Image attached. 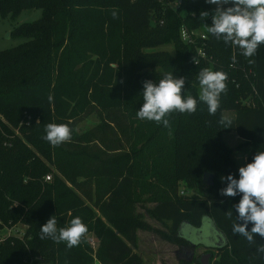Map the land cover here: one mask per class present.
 <instances>
[{"label":"trees","instance_id":"trees-1","mask_svg":"<svg viewBox=\"0 0 264 264\" xmlns=\"http://www.w3.org/2000/svg\"><path fill=\"white\" fill-rule=\"evenodd\" d=\"M171 2L0 0L2 17L23 7L42 11L13 28L24 43L0 52V230L6 223L25 226L22 238L0 232V264H93L94 257L101 264H141L130 246L137 230L182 248L188 241L180 227L199 228L205 217L226 242L215 249L214 264H264L256 251L264 237L253 234L249 243L231 231L242 222L232 207L239 196L218 192L222 177H235L238 168L221 134L234 133L250 147L245 163L264 150V44L244 57L207 32L212 15L204 0ZM181 25L205 33L208 60L196 61ZM147 48L154 50L143 54ZM205 68L225 73L220 96L232 116H221L220 106L210 115L198 100L192 114H167L166 127L136 117L143 81L171 72L184 78L181 94L197 98L196 75ZM94 112L99 124L77 132L76 123ZM221 119L232 125L222 127ZM49 123L67 124L70 138L51 146L42 139ZM204 172L214 175L211 186L202 182ZM143 203L151 204L144 208L151 218L171 222L167 231L135 214ZM50 215L58 229L81 219L87 231L76 246L39 238Z\"/></svg>","mask_w":264,"mask_h":264},{"label":"clouds","instance_id":"clouds-1","mask_svg":"<svg viewBox=\"0 0 264 264\" xmlns=\"http://www.w3.org/2000/svg\"><path fill=\"white\" fill-rule=\"evenodd\" d=\"M206 4L215 5L211 23L207 24V32L231 43L241 50L244 57H251L258 46L264 44V0H204ZM115 16V12H113ZM205 11L200 16H207ZM226 75L222 71L201 69L196 80L199 84V96L182 95L183 77H174L165 72L155 83L150 80L142 82L139 93L140 106L136 117L168 125L167 114H192L196 111L198 100L204 103L210 115L215 114L219 106V96L225 90ZM51 99V98H49ZM222 127L232 125L230 120L221 119ZM42 139L55 147L70 138L67 124L49 123L44 127ZM237 175L228 173L222 179L225 185L219 189L221 196H239L232 206L236 217L242 222H234L231 231L243 236L249 243L253 242V234L264 237V150L256 151L250 161L238 166ZM231 215V213H229ZM251 223V227L247 225ZM87 227L81 219L72 217L65 227L57 228L55 217L50 215L40 225L39 238H51L56 242H64L66 247L76 246ZM256 251L264 257V245H257Z\"/></svg>","mask_w":264,"mask_h":264},{"label":"rangeland","instance_id":"rangeland-1","mask_svg":"<svg viewBox=\"0 0 264 264\" xmlns=\"http://www.w3.org/2000/svg\"><path fill=\"white\" fill-rule=\"evenodd\" d=\"M104 4L108 5L109 0H104ZM90 5H93V3H90ZM215 9V5H210L208 11L212 15ZM42 15V11L38 8H26L23 7L20 9L19 14L15 17H12L11 15H7L5 17L0 16V52L9 50L19 44H22L25 42V39L23 37H16L13 33V28L15 26L20 25L21 23L26 22H33L38 20ZM161 46V47H160ZM157 47V49H163L167 50L170 53H173V50L171 46H164L160 45ZM154 49H145V52L143 54H150L149 52H152ZM114 66V64H112ZM199 84L196 87L197 95L199 96ZM226 100L224 99V96H220V115L223 117H230L233 114V110L226 107L225 104ZM99 124V118L97 114L90 113L86 117H84L82 120L76 123L75 130L77 132H82L85 130H89L94 128L96 125ZM221 140L224 142L227 148L230 149L231 152L228 153L227 158L229 160H232V163L238 166H242L244 161V155L247 152V145H243L242 141L234 134V133H225L220 135ZM52 177V174H47ZM217 177V176H216ZM183 188H179L177 194L178 196L181 195V191H183ZM184 193H186L184 191ZM189 194V192L187 193ZM145 207H151L150 203H143L141 205L137 204L134 207V212L139 217L146 219L150 224L155 226L156 228H159L162 231H167L169 229V226L171 222L169 220H155L151 218L148 213L145 211ZM207 219L206 217L203 218V220ZM3 220V219H2ZM1 222V221H0ZM5 224V223H3ZM6 225L1 228L0 232L2 234L5 233V227L6 230L14 231L17 230L19 232H23L25 234V227L22 224H12V225ZM190 227H180L179 233L180 235L187 239L189 238L192 240V244L195 242H198L196 245V248L193 249V259L191 262H187V264H199L198 259L200 256H202L204 253L211 251L213 253V257L210 260V264H214V258H215V251L209 250L202 245L216 242V237L214 234L211 233V229L209 224H205L203 226V232L198 233L194 230V228ZM87 239L89 241L90 247L95 251L97 249V240L93 237V235H87ZM188 240V239H187ZM196 244V243H195ZM133 252H135L137 255H139L141 259V264H181L183 259H181V254L184 256H188V254L184 253L179 246L176 244H172L165 239L161 238L160 236L143 230H137L136 231V239H135V245H130ZM191 246V244H190ZM36 257H32L34 259ZM93 264H101L99 263L96 258H93Z\"/></svg>","mask_w":264,"mask_h":264},{"label":"built area","instance_id":"built-area-1","mask_svg":"<svg viewBox=\"0 0 264 264\" xmlns=\"http://www.w3.org/2000/svg\"><path fill=\"white\" fill-rule=\"evenodd\" d=\"M180 1L179 0H172V2L170 3L171 6H175L179 3ZM162 22V21H161ZM180 37H181V40L186 44V45H189V46H192L195 48L196 50V61L198 59H205V60H208L209 59V56L206 52V48H205V39H206V35L204 32H201V31H198L197 29H191L189 30L185 25H181L180 27ZM198 41H200V45H198ZM250 74V73H248ZM245 77L248 78L247 74H245ZM236 87L238 86V84L235 85ZM44 179L46 181L50 180V176L49 175H45ZM25 227V226H24ZM6 228L8 227H5V234H12L14 236H17L19 238H22L23 235H24V231L23 232H19L17 230H14V231H9V230H6Z\"/></svg>","mask_w":264,"mask_h":264},{"label":"water","instance_id":"water-1","mask_svg":"<svg viewBox=\"0 0 264 264\" xmlns=\"http://www.w3.org/2000/svg\"><path fill=\"white\" fill-rule=\"evenodd\" d=\"M179 1H181V0H179ZM213 178H214V175L212 173L204 172L202 174V182L206 186H211L213 184ZM206 218H207L208 222L205 223V224H209L210 229H211V233L214 234L215 237H216V242L204 244V247L209 249V250H215L216 248L221 247L222 245H224L226 242H225V239H224L223 235L216 229V227L214 226V224L211 221V219H209L208 217H206ZM203 226H204V220H202V224H201V226L199 228L190 227L189 230L191 228H194L195 231H197L198 233H201V232H203ZM187 239L186 240L188 242H190L192 249H194L196 247V245L198 244V242H195L196 244L195 243L192 244L191 243L192 240H190L189 238H187ZM192 255H193V251L191 252L190 257L189 258H185L184 261L191 262ZM212 255H213V253L211 251H208V252L204 253L198 259V263L199 264H210V260L212 258Z\"/></svg>","mask_w":264,"mask_h":264},{"label":"flooded vegetation","instance_id":"flooded-vegetation-1","mask_svg":"<svg viewBox=\"0 0 264 264\" xmlns=\"http://www.w3.org/2000/svg\"><path fill=\"white\" fill-rule=\"evenodd\" d=\"M203 246V245H202ZM196 248V247H195ZM181 250L186 254H188V256L186 257V256H184V255H182L181 254V259H183V261H184V259L185 258H189L190 257V255H191V252L193 251V249H192V247L190 246V242H188V245L186 244L185 246H182V248H181ZM215 251V250H214ZM200 258V257H199ZM192 259H193V255H192ZM184 262H187V261H184Z\"/></svg>","mask_w":264,"mask_h":264},{"label":"crops","instance_id":"crops-1","mask_svg":"<svg viewBox=\"0 0 264 264\" xmlns=\"http://www.w3.org/2000/svg\"><path fill=\"white\" fill-rule=\"evenodd\" d=\"M238 137V136H237ZM239 138V137H238ZM241 141H242V143H243V140L241 139V138H239ZM251 151V149H250V147L248 146V148H247V152L245 153V155H244V161H243V164H245V161H246V157H247V155L249 154V152ZM242 164V165H243ZM208 222V220L207 219H205L204 220V223H207ZM217 234V233H216ZM203 247H204V245H203Z\"/></svg>","mask_w":264,"mask_h":264}]
</instances>
